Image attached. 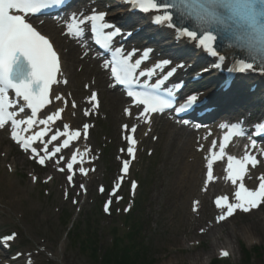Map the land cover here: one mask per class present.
Instances as JSON below:
<instances>
[{
  "label": "rangeland",
  "instance_id": "374dc122",
  "mask_svg": "<svg viewBox=\"0 0 264 264\" xmlns=\"http://www.w3.org/2000/svg\"><path fill=\"white\" fill-rule=\"evenodd\" d=\"M103 98V112L89 140L97 153V172L89 181L82 179L80 184L84 185L83 188L81 185L70 188L63 175L45 182L49 175L40 174L0 133L6 143L5 149L0 148V165L7 163L6 167L2 166L5 172L1 175L11 178L22 198L11 205L0 203V232L18 233L17 249L31 253L35 264H101L93 260L92 252L81 251L79 242L73 237L75 231L69 237L67 222L71 220L85 228L83 221L91 220L93 211L99 209L102 212L104 198L97 194V187H110L118 175V151L122 145L120 122L114 120V111L106 104V92H103ZM116 112L121 114V107H116ZM169 130L167 127V132H164V127L159 126L156 131L158 142L149 140V148L155 149L153 156H148L146 149L140 152L139 161L133 168L134 179L140 184L136 195L132 192L133 197L126 195L123 200L118 199L124 203L116 201L118 205L111 209V215L100 219L96 230L102 246L97 256L104 254L114 238L126 241L128 235L138 232L139 248L146 249V253H142L146 264H196L194 259L198 255L203 256L200 264H264V206L258 212L248 216L238 215L229 223L217 227L216 234L223 240L218 242L211 261H207L210 259L207 255L212 251L211 241L208 236H200V232L213 222L212 215L206 210L209 201L206 200L201 217H195L190 212L191 200L199 191L201 169L196 174L191 165L192 157H188L185 163L180 146L176 144L175 147L168 137ZM12 162L18 165L14 166ZM5 187L0 182V192H5ZM84 192L87 193L85 197ZM135 196L137 199L143 196L139 211L136 206L132 207ZM222 229L227 230L223 232ZM228 230L234 232L232 237L236 252H231L228 260H219L218 248L230 250L226 235ZM129 242L127 240L124 245ZM61 243L66 248L59 252ZM244 249L248 252L253 250L247 257Z\"/></svg>",
  "mask_w": 264,
  "mask_h": 264
},
{
  "label": "snow or ice",
  "instance_id": "6c2138e0",
  "mask_svg": "<svg viewBox=\"0 0 264 264\" xmlns=\"http://www.w3.org/2000/svg\"><path fill=\"white\" fill-rule=\"evenodd\" d=\"M63 0H0V129H4L6 126L11 127L12 139L21 146L25 152H31L32 158L37 159L40 165H45L47 160H53L58 153H61L62 148H69V145L73 141L81 139V130L69 131V126L63 124V131L60 127H56V131L47 139L48 133L52 131V126L55 121L60 119L63 108L59 110H49L50 114L45 113L44 118L37 119L38 113L41 112L50 103V90L54 84L59 83L57 77L60 73V58L57 51L54 49L50 40L42 35L30 22L27 17L35 15L43 8L50 7L56 4L62 3ZM140 10L152 11L159 13L156 20L158 23H167L168 26L176 28L173 24L169 23L171 16L165 14L169 11V4L173 0H135ZM105 13H94L89 17H83L77 21L74 29H70V34L79 36L84 27L90 24V30L96 37V42L102 44L103 47L109 48L110 42L114 40V36L119 34V29H115L114 26L105 22ZM75 18V17H73ZM108 29H113L108 31ZM178 35L183 38H188L198 43V45L209 54L215 55L211 47L205 40H196L193 33L185 32L183 30H177ZM116 55L114 56V66L111 68L113 78L119 85L128 87H143V91L133 92L129 91L127 94L132 97L134 103L139 106H143V110L140 112L139 118L145 120L148 119L150 114L164 112L169 106L170 101L166 99L164 95L160 94V89L165 82V77H161L156 80L155 84L151 83V77L154 76L158 70L159 65L153 66L150 69H142L141 65L144 62V58L147 56V52L142 57L137 58L135 61L132 57L135 55L136 50L125 54L122 48L114 49ZM23 56L27 60L30 71L25 74L24 65L19 63V57ZM167 64L168 62H161ZM251 66L241 65L239 71L248 70ZM171 74V73H170ZM169 74V75H170ZM148 77V83H144V78ZM9 90L15 94V104L12 101V97L8 95ZM56 100H61L60 95L55 96ZM197 97L195 95L187 99L186 104L192 105L196 102ZM7 101V102H6ZM23 101L27 109H30V113L26 118L18 119L19 113L26 111L25 107H17L20 102ZM90 102L93 103V107L97 103L96 94L93 93L90 97ZM75 105H73L74 107ZM16 108V111H12ZM186 110V109H185ZM129 115L131 112L126 109ZM85 115H89V111L86 110ZM37 124L44 125L42 131L36 132L32 135H24L29 132ZM127 129V125L124 126ZM89 125H83V138H87ZM131 133H135L136 128L133 126L130 129ZM236 134H243L237 132ZM259 134V133H257ZM62 139V144L54 146L49 149L48 144L50 142ZM130 139V145L127 149L128 155L134 157V146L137 143L134 138ZM227 140V137H225ZM41 142L42 148L38 150L34 145L36 142ZM215 148V142L213 143ZM252 149H255V141L251 145ZM123 151V150H121ZM220 157L223 158L224 146L221 145ZM87 149L85 150V154ZM264 155V152L261 153ZM81 157L79 149L71 155L70 161H65L66 169L70 173L67 176L68 182L71 184L73 181L72 170L74 165L79 166V172L87 174V169L82 165L85 160ZM217 157L213 155V159ZM64 160L63 156L55 160V165H59L60 161ZM261 161L257 158L252 151L246 150L245 155L237 159L233 156H228V179L233 184H238V189L234 193L235 203L229 202L228 197L217 198L215 203L218 208L226 209L224 214L220 215L217 219L222 221L235 214L236 211L250 212L251 210L264 205V174L260 175L258 179V185L254 189L248 188L243 179L246 174L249 173L250 167L255 168ZM59 171L64 172V167H59ZM129 170L128 161L123 162L122 173L126 174ZM213 178L212 163H208V179ZM35 179V177L33 178ZM51 179V177H49ZM123 180V175L119 178L110 195L114 196L119 190L120 182ZM81 188L84 185L80 186ZM133 189L136 188L135 182L132 185ZM103 192V187L100 188ZM67 195V194H66ZM118 199H122L119 197ZM75 202V201H74ZM112 201L108 200L105 204V211L108 212ZM15 233L5 239H14ZM222 255L227 256L228 253L224 252Z\"/></svg>",
  "mask_w": 264,
  "mask_h": 264
},
{
  "label": "bare ground",
  "instance_id": "6f19581e",
  "mask_svg": "<svg viewBox=\"0 0 264 264\" xmlns=\"http://www.w3.org/2000/svg\"><path fill=\"white\" fill-rule=\"evenodd\" d=\"M44 31L47 35H49L50 37H52L54 39V42L58 48V50L61 52L62 54V59H63V65H64V72L66 77L68 76L69 79L71 80L70 85L66 88L61 90L60 92L64 93L65 96H68L70 93H72L74 95V97L77 99V103L79 105V109L78 110H74L72 107L68 106L69 103H66L67 99H62L61 101H58V103H56L57 107L59 108H63V110L65 111V123L72 129H79L80 127L78 125L82 124V123H78L81 121H85L83 119V117L80 114L85 115V111L88 110L87 109V103L84 99V93L81 90V84L82 83H88L91 81V79L93 77L96 78V87L98 89H101L103 91L105 85H106V76L104 75L103 72H101L98 68H96L92 62L90 63H86V62H81L79 56H80V50L79 48L72 46V45H67L65 42V39H63L61 37V35L55 30H48L46 28H44ZM158 32H156L157 34ZM165 35V33H164ZM165 42H167V40H165ZM182 46H179L176 48L177 51H183L184 49H182ZM68 49V50H67ZM82 65L83 64V71L81 73H77L76 72V67L77 65ZM208 78H211V75H207ZM261 81V79H258L257 82ZM260 85V84H259ZM263 85L259 86L260 88H262ZM264 89V88H263ZM261 91V89H259V92ZM125 101L118 96L116 93H110L109 92V101L107 102V104L113 109L115 108L116 105H124ZM55 105V106H56ZM67 105V106H66ZM115 110V109H114ZM74 114L77 116L76 118H74ZM114 120L117 121H125V118L122 116H119L117 113L114 114ZM85 123V122H84ZM77 125V126H76ZM179 133H174L173 137H174V141L175 143H180V151L182 153L181 157L183 158V160H185V158L188 156V154H192L191 151V140H186V141H181L179 140ZM173 143V142H172ZM5 138L0 136V148H4L5 149ZM175 147H177L176 144H174ZM81 148L83 149L81 151V154L83 155L82 157H78L79 158H83L85 160V163L82 165L85 169H87L88 171H92V166L89 162V158L90 155L92 153V150L90 148V145L86 142H81L80 144ZM87 149V153L85 154V150ZM194 157L196 159L195 161V168L196 171H198V169H200L201 166V158L200 155H198L197 153L194 154ZM19 163V162H18ZM20 164V163H19ZM22 164V163H21ZM12 165L17 166V162H12ZM2 166H7V163L4 162L3 164L0 165V182L5 184V188L6 191L5 192H0V203L3 204H13L14 202H20L21 201V194H19L18 192V188L15 186V184L12 182L11 178L9 176H5V174H3V176L1 175L2 172H5L3 170ZM55 177L59 179L60 175H57V173H54ZM191 194H193V192H191ZM202 201H201V206H200V210H203L205 202H206V198L202 196ZM261 209H259L258 211H260ZM257 211V212H258ZM201 213V212H200ZM233 220V219H232ZM198 222H201V220H197ZM231 221V220H230ZM229 223V222H227ZM226 223V224H227ZM225 225V224H223ZM220 225L219 227L223 226ZM217 226L213 225L210 228L207 229V232L205 233L204 237H209V240L211 241V245H210V249L212 250L210 254H208V259L207 261H211V259L213 258L214 255V251L216 249V246L218 244V242L220 240H223L222 237H218L217 236ZM221 230V229H220ZM223 232H225V230L227 229H222ZM234 233V232H232ZM232 233L231 231L228 230V232H226L227 235V239H228V244L230 246V250L228 249H222V248H218L217 251L218 253H220L222 250H228L232 253L235 254V243L233 242L234 238L232 237ZM65 245L64 243H61L59 246V252H61V250L65 249ZM62 250V251H63ZM57 252V253H59ZM26 257V256H25ZM203 256L202 255H198L196 256V258L194 259L196 264H200L201 263V258ZM26 264H30V260H28V258H26ZM208 263V262H207Z\"/></svg>",
  "mask_w": 264,
  "mask_h": 264
},
{
  "label": "trees",
  "instance_id": "16d2710c",
  "mask_svg": "<svg viewBox=\"0 0 264 264\" xmlns=\"http://www.w3.org/2000/svg\"><path fill=\"white\" fill-rule=\"evenodd\" d=\"M94 223L89 221L84 230H80V226L77 227V233L74 238L81 245L83 252H92V258L95 262L101 264H146L143 262L146 249H140L141 246L137 240L139 238L138 232H133L128 236L129 244L124 245V241L120 238H116L114 244L105 250L104 256L100 259L97 256L98 253V241L97 230ZM248 257V254H247Z\"/></svg>",
  "mask_w": 264,
  "mask_h": 264
}]
</instances>
